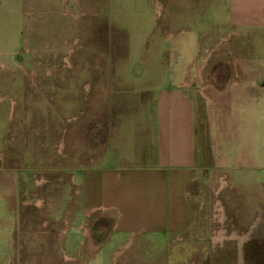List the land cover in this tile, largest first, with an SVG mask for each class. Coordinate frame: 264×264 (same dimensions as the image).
I'll return each instance as SVG.
<instances>
[{
	"label": "crops",
	"instance_id": "1",
	"mask_svg": "<svg viewBox=\"0 0 264 264\" xmlns=\"http://www.w3.org/2000/svg\"><path fill=\"white\" fill-rule=\"evenodd\" d=\"M218 3L214 19L206 26L194 20L189 37L175 45L173 60L183 57L186 64L176 72L172 67L164 85L152 90L146 107L151 119L140 123L150 130L131 140L132 150L114 146L115 103L107 121L98 103L74 105L73 117L67 105L60 109V123L91 125L93 145L86 149L95 153L79 157L76 165L84 186L81 215L75 225L68 222V230L78 236L79 264H100L102 255L122 252L120 264H211L207 257L224 260L233 252L239 264L244 255L264 264L256 257L264 248V55L253 54L256 44L264 45L258 41L264 39V0ZM217 34L231 39L224 56L233 59L220 62L219 85L202 92L201 62ZM233 48L241 54L234 57ZM212 106L220 109L214 129L204 126ZM79 138L76 147H86L84 136ZM61 155L69 157L62 141ZM3 176L4 166L1 191ZM66 242L71 246L72 236ZM115 242L118 249L106 251ZM75 259L65 254V260Z\"/></svg>",
	"mask_w": 264,
	"mask_h": 264
},
{
	"label": "rangeland",
	"instance_id": "2",
	"mask_svg": "<svg viewBox=\"0 0 264 264\" xmlns=\"http://www.w3.org/2000/svg\"><path fill=\"white\" fill-rule=\"evenodd\" d=\"M218 1L84 0L85 11L99 14L83 18L78 0H0V168H5L0 190V264H79L78 236L68 230V222L75 225L81 215L84 186L76 165L84 154L95 155L86 149L93 145L91 125L82 122L85 125L79 128L49 120L37 124L29 121L37 118L32 112H43L52 102L56 114L67 105L73 117L74 105L85 109L98 103L107 121L115 103L114 146L121 151L125 144L130 150L131 140L150 130L140 123L151 119L146 107L152 90L164 85L172 67L176 72L186 64L183 57L173 60L175 45L189 37L194 20L206 26L210 17L214 19ZM213 39L209 57L201 62L205 64L199 82L202 92L211 84L212 88L219 85L220 62L230 64L233 59L232 54L224 56L231 39L218 34ZM233 51L234 57L241 54ZM253 54L264 55V45L256 44ZM61 55L65 58L60 61ZM212 71L217 72L216 78H210ZM206 119L204 126L214 129L220 109L212 106ZM102 126L100 135L105 139ZM79 137L86 147L80 143L76 147ZM61 141L68 158L61 155ZM10 170L18 174L10 175ZM67 236L73 238L71 246ZM118 245L107 244L106 251H115ZM65 254L76 259L65 260ZM124 254L115 258L104 254L100 264L116 260L120 264ZM244 256V264L255 262L253 256L252 260ZM256 257L264 263V248ZM208 258L211 264L220 259ZM220 260V264H239L236 252Z\"/></svg>",
	"mask_w": 264,
	"mask_h": 264
},
{
	"label": "flooded vegetation",
	"instance_id": "3",
	"mask_svg": "<svg viewBox=\"0 0 264 264\" xmlns=\"http://www.w3.org/2000/svg\"><path fill=\"white\" fill-rule=\"evenodd\" d=\"M84 0H78V7L79 9H81L78 14H80L81 17L83 18H88L89 15H96V14H99L98 12H94V13H90L88 11H85L84 10ZM62 52H66L65 50H63ZM56 58V56H55ZM65 56L64 55H61L59 56V60H64ZM16 61H18V56H16ZM32 100H36L35 96H32ZM44 109L41 110L43 112H39V111H35V112H32L33 116H36L37 118H32L30 119L29 121H35L37 122V124L39 123H47L48 120L50 122H60L62 119H61V116H60V112L59 114L55 113L56 112V109H54L55 107L53 106L52 102H50V104L45 108L43 107ZM1 164V163H0Z\"/></svg>",
	"mask_w": 264,
	"mask_h": 264
}]
</instances>
